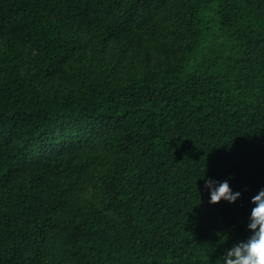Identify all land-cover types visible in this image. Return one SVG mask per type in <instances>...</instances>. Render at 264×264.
Here are the masks:
<instances>
[{"label": "trees", "instance_id": "16d2710c", "mask_svg": "<svg viewBox=\"0 0 264 264\" xmlns=\"http://www.w3.org/2000/svg\"><path fill=\"white\" fill-rule=\"evenodd\" d=\"M262 189L264 0H0V264H220Z\"/></svg>", "mask_w": 264, "mask_h": 264}, {"label": "clouds", "instance_id": "9594fccd", "mask_svg": "<svg viewBox=\"0 0 264 264\" xmlns=\"http://www.w3.org/2000/svg\"><path fill=\"white\" fill-rule=\"evenodd\" d=\"M205 181L204 187L210 190V203L222 199L234 203L241 195L233 192L228 180L220 182L206 178ZM252 203L254 207L248 224L250 236L227 249L219 259L220 264H264V189L252 198Z\"/></svg>", "mask_w": 264, "mask_h": 264}]
</instances>
